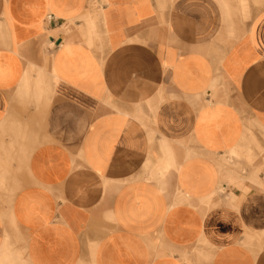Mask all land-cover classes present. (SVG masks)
<instances>
[{
    "label": "crops",
    "instance_id": "0c3cea01",
    "mask_svg": "<svg viewBox=\"0 0 264 264\" xmlns=\"http://www.w3.org/2000/svg\"><path fill=\"white\" fill-rule=\"evenodd\" d=\"M237 1L0 0V264H264V9Z\"/></svg>",
    "mask_w": 264,
    "mask_h": 264
},
{
    "label": "rangeland",
    "instance_id": "374dc122",
    "mask_svg": "<svg viewBox=\"0 0 264 264\" xmlns=\"http://www.w3.org/2000/svg\"><path fill=\"white\" fill-rule=\"evenodd\" d=\"M228 5L233 9H237L240 11L239 3L237 0H225ZM245 4L249 5L248 12L244 16L247 18V20L250 18L249 16L252 15V13L256 10L264 9V0H245Z\"/></svg>",
    "mask_w": 264,
    "mask_h": 264
},
{
    "label": "built area",
    "instance_id": "2783aa9c",
    "mask_svg": "<svg viewBox=\"0 0 264 264\" xmlns=\"http://www.w3.org/2000/svg\"><path fill=\"white\" fill-rule=\"evenodd\" d=\"M47 19H48V20H52V17H51V16H48Z\"/></svg>",
    "mask_w": 264,
    "mask_h": 264
}]
</instances>
